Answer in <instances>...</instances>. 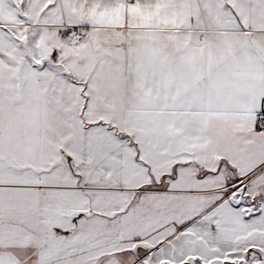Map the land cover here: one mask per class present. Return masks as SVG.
I'll return each mask as SVG.
<instances>
[{
    "label": "snow or ice",
    "instance_id": "6c2138e0",
    "mask_svg": "<svg viewBox=\"0 0 264 264\" xmlns=\"http://www.w3.org/2000/svg\"><path fill=\"white\" fill-rule=\"evenodd\" d=\"M0 264H264V0H0Z\"/></svg>",
    "mask_w": 264,
    "mask_h": 264
}]
</instances>
